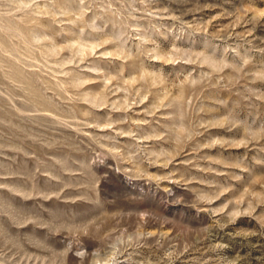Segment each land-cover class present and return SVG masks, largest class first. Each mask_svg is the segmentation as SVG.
<instances>
[{"label":"rangeland","instance_id":"obj_1","mask_svg":"<svg viewBox=\"0 0 264 264\" xmlns=\"http://www.w3.org/2000/svg\"><path fill=\"white\" fill-rule=\"evenodd\" d=\"M0 264H264V0H0Z\"/></svg>","mask_w":264,"mask_h":264}]
</instances>
